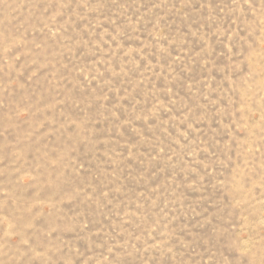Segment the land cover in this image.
Wrapping results in <instances>:
<instances>
[{"label":"rangeland","instance_id":"rangeland-1","mask_svg":"<svg viewBox=\"0 0 264 264\" xmlns=\"http://www.w3.org/2000/svg\"><path fill=\"white\" fill-rule=\"evenodd\" d=\"M0 264H264V0H0Z\"/></svg>","mask_w":264,"mask_h":264}]
</instances>
